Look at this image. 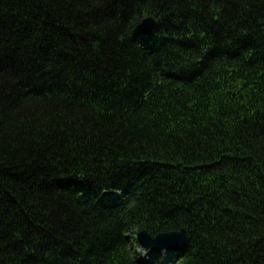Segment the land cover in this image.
<instances>
[{
	"label": "trees",
	"instance_id": "trees-1",
	"mask_svg": "<svg viewBox=\"0 0 264 264\" xmlns=\"http://www.w3.org/2000/svg\"><path fill=\"white\" fill-rule=\"evenodd\" d=\"M0 264H264V0H0Z\"/></svg>",
	"mask_w": 264,
	"mask_h": 264
},
{
	"label": "water",
	"instance_id": "water-1",
	"mask_svg": "<svg viewBox=\"0 0 264 264\" xmlns=\"http://www.w3.org/2000/svg\"><path fill=\"white\" fill-rule=\"evenodd\" d=\"M143 24L146 28H151L154 24L153 17H147L143 20ZM187 239L186 230L173 231L162 233L152 238L146 231H141L137 234L138 243L146 249H158V250H178L185 244Z\"/></svg>",
	"mask_w": 264,
	"mask_h": 264
}]
</instances>
